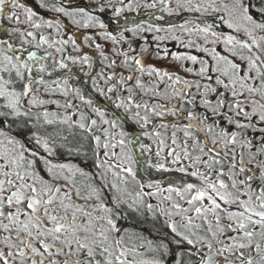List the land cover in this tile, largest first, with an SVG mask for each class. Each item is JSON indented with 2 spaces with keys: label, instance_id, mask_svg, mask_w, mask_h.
<instances>
[{
  "label": "snow or ice",
  "instance_id": "snow-or-ice-1",
  "mask_svg": "<svg viewBox=\"0 0 264 264\" xmlns=\"http://www.w3.org/2000/svg\"><path fill=\"white\" fill-rule=\"evenodd\" d=\"M35 3L0 0V264H264V0ZM141 9L189 15L119 26ZM62 18L111 42L83 38L99 71Z\"/></svg>",
  "mask_w": 264,
  "mask_h": 264
},
{
  "label": "flooded vegetation",
  "instance_id": "flooded-vegetation-1",
  "mask_svg": "<svg viewBox=\"0 0 264 264\" xmlns=\"http://www.w3.org/2000/svg\"><path fill=\"white\" fill-rule=\"evenodd\" d=\"M24 2L33 7L34 10H36L38 12V14H42L44 15L46 18H51L53 16L52 13L46 12L42 9H40L38 7V5L35 3V0H24ZM151 10H144L141 9L139 12H134V13H124V16L127 17V21H125L124 17L122 16L119 20V26H123L125 23H128L129 26L133 23V22H141V21H146V22H151L154 23L156 25L159 26H168V23H166L165 25L163 24V20L161 21H156L154 20L153 16L150 15ZM157 14H160L157 12ZM184 15H189V14H184ZM111 16V13H105L103 16V19L109 24V31H117L118 25L115 22H111L109 20V17ZM183 20V19H182ZM182 22V21H180ZM62 23L65 25V30H66V35L67 34H72L76 39L78 44L81 45V54H87L90 57H93L94 62H95V71H99L100 68L102 67V65L100 64V56L97 53L95 46H84L85 45V41H84V36L85 35H90L93 37V39L96 40V42L100 43L104 49V51L111 56L112 55V48L113 45L111 44V42L104 40L103 38L96 36L95 35V30H85V29H76L73 25H71L66 18H62ZM7 24L6 20L0 19V29H2L5 25ZM47 31V30H45ZM130 36V34H128ZM148 37V43L152 45V47L150 48V52L144 55V60L146 63H150V64H154L162 69H170L175 67V65L173 64V62L171 61V57L169 56L167 59H160L158 58L155 53L157 51L156 49V45L152 42V37L151 34H145ZM66 38V36L64 37ZM143 41H137L135 43V47L137 48V50H139V45L142 44ZM124 47L126 48L127 45H124ZM161 49L167 47V49L169 50V52L172 51H177V47H176V43L174 41H166L164 43H162L160 45ZM180 51H184V49H179ZM71 53L72 55H77V53L73 52L71 49V46H68L67 51L65 54ZM42 54V53H41ZM60 54H56L57 58H59ZM162 55V53H161ZM69 67L72 71V73L77 77V79H73L70 81V83H72L73 85L76 86H80L82 88V90L88 94L91 92V84L90 81L88 83H85V81H88V77L84 76L83 72L80 70V66L79 65H72L71 62L69 61ZM49 64H51V61H49ZM87 70V69H85ZM68 70H61L59 72L54 73V76L59 77L60 75H62L63 72H66ZM94 74V72H93ZM46 79H51L49 77H45ZM98 103H101L103 105V101L100 98H96ZM107 106V105H105ZM50 108L54 109L55 106L54 105H50ZM113 112H115V109H112ZM71 139V137H70ZM138 147V146H137ZM86 151L89 152V156L91 155L90 149L86 146L85 148ZM136 155L139 157V152H136ZM145 157H141V160H143ZM61 159H64L66 162L68 160H71L72 163L75 164H79L83 167H85L86 170L91 171L92 170V165H91V161H89L87 164H85L84 158L80 157V156H72V157H67L66 155L61 157ZM141 175L143 176L144 173H141ZM179 174L177 173H164V172H157L154 169L151 170L150 173V178L151 180L155 181V180H159L161 181L162 184H166V182L169 179H173L175 177H177ZM145 179H147L148 177L145 176ZM126 226L131 227V228H136V229H143V231L145 232V234H149L150 232V226L149 225H142L141 223L133 220L131 222H129ZM166 231V230H165ZM155 238V237H153Z\"/></svg>",
  "mask_w": 264,
  "mask_h": 264
},
{
  "label": "rangeland",
  "instance_id": "rangeland-1",
  "mask_svg": "<svg viewBox=\"0 0 264 264\" xmlns=\"http://www.w3.org/2000/svg\"><path fill=\"white\" fill-rule=\"evenodd\" d=\"M184 17H187V15H183L182 17H167L166 16L165 19L162 22H163L164 25L166 23H168L169 21H172V22H180V21H182V19ZM209 20H211V18H209ZM164 27H166V26H164Z\"/></svg>",
  "mask_w": 264,
  "mask_h": 264
}]
</instances>
